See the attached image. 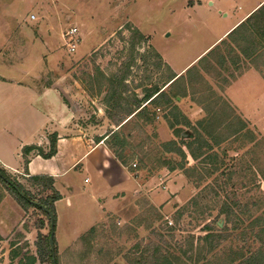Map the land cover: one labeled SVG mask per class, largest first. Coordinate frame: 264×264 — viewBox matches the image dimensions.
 <instances>
[{
  "label": "rangeland",
  "instance_id": "1",
  "mask_svg": "<svg viewBox=\"0 0 264 264\" xmlns=\"http://www.w3.org/2000/svg\"><path fill=\"white\" fill-rule=\"evenodd\" d=\"M256 1L0 0V73L38 87L56 86L75 111L73 121L97 141L117 128L116 119L127 114L131 100L142 97L145 87L160 86L172 69L185 67ZM72 27L77 29L76 46L68 51L66 32ZM135 30L139 34L133 35ZM218 52L226 54L225 47ZM217 61L215 53L196 61L197 71L179 83L187 93L173 101L191 124L206 119L199 131L216 153L209 159L214 162L203 167L199 163L205 156L193 159L183 148L184 167L196 166L195 174L158 167V156L180 161L179 156L163 152L161 143L186 141L193 133L182 126L181 136L173 135L163 119L168 106L156 108L153 122L142 129L141 121H128L121 127L127 140L124 167L140 182L141 190L123 203L120 212L107 214L103 222L72 240L68 219L80 228L97 218L101 212L97 198L115 187L119 175H101L96 164L86 173L78 168L70 171L72 213L65 210L64 200L59 202L63 230L56 231L55 215L56 264H145L155 247L184 264H225L233 256L264 247L255 238L260 226L252 227L255 220L262 221L264 211V55L242 60L244 70L234 78V67L226 62L221 68ZM249 69L256 70L260 80L255 72L239 82L235 92L243 101L237 100L238 105L227 87ZM123 72L121 107L107 106L109 80ZM247 100L257 101L254 110L240 113L241 105L250 104ZM241 121L245 127L238 130ZM217 138L224 140L215 145ZM94 155L83 160L85 165ZM140 161L145 166L137 169ZM9 174L36 193L24 175ZM0 188V201L6 198L0 210V264H12L11 243L36 255L35 242L49 233V224L40 211L24 210L1 183ZM228 205L236 215L230 220L220 214ZM206 226L223 238L211 252L204 251L208 246L202 241ZM202 256L203 261L196 260ZM49 263L46 258L36 262Z\"/></svg>",
  "mask_w": 264,
  "mask_h": 264
},
{
  "label": "trees",
  "instance_id": "2",
  "mask_svg": "<svg viewBox=\"0 0 264 264\" xmlns=\"http://www.w3.org/2000/svg\"><path fill=\"white\" fill-rule=\"evenodd\" d=\"M133 35L135 33L139 34L137 30L132 31ZM134 37V36H133ZM133 45V43H132ZM225 47V53L218 52L220 48ZM217 54L218 61L217 64L224 68L226 62H229L230 65L234 67L235 72L231 75V78H234L238 73H240L244 68L240 66L242 60H250L257 57H262L264 55V3L251 12L244 20H242L238 25H236L232 30H230L224 38H222L217 44H215L211 49H209L203 56L197 60V64L201 61L207 59L210 54ZM197 71L195 65H191L185 71V75L180 74L176 75L175 73H170L167 80L164 81L160 86L150 85L143 89L142 97H134L131 100L132 107L127 108V114L124 117L116 119L115 130H111L109 133L102 137H98L96 142L104 140L111 154L119 161L123 166H127L128 157L124 155L125 147L127 146L126 136L121 134V127L124 126L128 121L135 120L141 121L142 125L140 126L138 122H135V126L142 129L143 125L151 124L154 119L155 109L159 108L160 105H165L169 107L168 113L163 115V119L166 121L168 128L171 130L173 135L181 136V127L191 128L193 133L188 134V140H181L180 142L169 140L161 143V148L163 152L173 153L179 156V162H173L169 159H161L157 157L158 167H166L168 170L174 169H184L185 173H196V166L193 167H184L185 166V156L186 153L183 148L187 150L189 155L193 159H197L201 156H205L199 164L210 165L214 161H210V157L216 156V153L212 151V145L204 135L199 131L203 129V124L206 121L200 120L196 124H191L189 119L180 111L177 105L173 102L176 96H183L187 93V87L185 85H180V81L184 80V77L190 74L191 71ZM264 77L263 71H261ZM236 74V75H235ZM114 79L109 80L106 104L107 106L111 104L114 108H120L122 97V87L124 86V80L126 78V72H123L121 75L113 76ZM189 88L190 85H189ZM113 102V104L111 103ZM151 106V107H150ZM245 127L243 121L240 123V129ZM206 132V131H205ZM235 132V131H233ZM104 138V139H103ZM223 138L214 139L213 142L215 145H218ZM36 149L37 153L44 158H49L56 152V135L52 134L49 139V145L46 151H43L39 147L34 146H25L22 148L23 155V165L24 170H26V165L29 160L30 152ZM208 160V161H207ZM141 162V161H140ZM144 164L141 162L138 165L137 169L144 168ZM218 164L214 165L216 168ZM210 168V167H209ZM26 172V171H25ZM207 173L209 171H206ZM199 174V173H198ZM202 178V177H201ZM27 183L30 187L35 188L36 193L31 192L30 189L25 187L22 183L11 177V175L0 166V183L4 186L6 190L11 192L17 203L21 208L27 210L28 208H35L44 214L47 218L49 224V233L43 237L38 236L35 247L36 255L28 253L27 251L22 252L21 247H16L15 243H11V249L9 251V260L12 264H36L37 261L43 262L44 259H48L52 264L53 258L56 263L55 251L52 255L50 246H49V234H50V219L46 211H44L40 206L45 207L50 211L53 218V230L55 224V211H54V202L59 199L60 195L53 185V178L48 175H28L26 176ZM200 180V177H199ZM17 190H20L22 195L18 193ZM3 196V191L0 188V199ZM236 204V203H233ZM232 204V205H233ZM220 214H223L228 220L233 213V207L230 205L220 211ZM235 215V214H234ZM236 217V215H235ZM262 221L258 222L255 220L252 223V227L260 226V230L255 234V238L259 240V243L263 245L264 243V211L262 215ZM230 220V219H229ZM260 224V225H259ZM43 221H40L38 227H42ZM235 228H237L235 226ZM223 229V228H222ZM92 232V229H90ZM220 233H214L212 228L209 226L205 227V234L202 235V241L208 246L204 248L205 252H211L216 248L217 243L222 240ZM1 240V236H0ZM54 243V238H53ZM191 246V245H190ZM205 256L200 258H195L200 260ZM190 259L191 256H188ZM184 264L179 257H174L170 253L166 252L165 254L161 253V249L155 247L152 249V253L148 257V261H145V264ZM225 264H264V247H260L253 251H248L245 255H236L231 257L230 262Z\"/></svg>",
  "mask_w": 264,
  "mask_h": 264
},
{
  "label": "crops",
  "instance_id": "3",
  "mask_svg": "<svg viewBox=\"0 0 264 264\" xmlns=\"http://www.w3.org/2000/svg\"><path fill=\"white\" fill-rule=\"evenodd\" d=\"M263 3L264 0H257L252 3L239 18L234 20L185 67L178 71L172 69L173 73L177 76L183 74L189 66L194 64ZM248 75L256 76L259 79L258 72L249 69L245 70L227 87L228 94L238 105L240 104L237 103V100H243L240 94L238 99L235 87L242 85L239 82ZM247 102L250 104L246 108L241 105L242 110H238L240 113L254 110L257 101L247 100ZM74 112V109L67 104L61 90L56 86L38 87L24 79L7 77L0 73V166L9 173L16 175H24L25 177L28 175H48L53 178V185L60 195L59 199L54 202L56 231L63 230V226H65V220L62 216L63 208L59 205L61 200L65 201V210L70 208L68 211L72 213L73 203L69 195L74 189V184L73 179L69 177L70 171L78 168L86 173L92 167L95 170L96 164L97 172L101 175H119V182L115 181L117 183H115V187L103 194L101 198H97L98 208L101 211H99L100 214L97 218L90 219V222L83 224L80 228L71 223L72 219H68L71 227L69 238L72 240L86 228L95 223L103 222L107 214L120 212L123 203L128 199H133L138 190H141L140 182L111 154L103 140L96 142L92 136L85 135V129L73 121ZM52 134L56 135L55 154L49 158H44L37 153L36 149H33L29 154L26 170H24L22 148L34 146L46 151ZM94 153L95 157H92L90 162L85 165L83 160ZM87 180V177L83 179L84 182ZM4 200L6 198L0 201V210L6 204Z\"/></svg>",
  "mask_w": 264,
  "mask_h": 264
},
{
  "label": "water",
  "instance_id": "4",
  "mask_svg": "<svg viewBox=\"0 0 264 264\" xmlns=\"http://www.w3.org/2000/svg\"><path fill=\"white\" fill-rule=\"evenodd\" d=\"M17 191H18V193H19L20 195H22V193H21L20 190H17ZM40 207H41L44 211H46V212L48 213V215H49V219H50V234H49L48 241H49V246H50L51 253H52V255H54V244H53V236H54V230H53V218H52V215H51V213H50L49 210H47V209H46L45 207H43V206H40ZM52 264H56L54 258H53V262H52Z\"/></svg>",
  "mask_w": 264,
  "mask_h": 264
},
{
  "label": "built area",
  "instance_id": "5",
  "mask_svg": "<svg viewBox=\"0 0 264 264\" xmlns=\"http://www.w3.org/2000/svg\"><path fill=\"white\" fill-rule=\"evenodd\" d=\"M76 32H77L76 27H72L66 32V36H68V39H69V41L67 42L68 51H73L75 49V46H76L75 34H76ZM133 166H134V164H133ZM168 223L171 224V221H169Z\"/></svg>",
  "mask_w": 264,
  "mask_h": 264
}]
</instances>
